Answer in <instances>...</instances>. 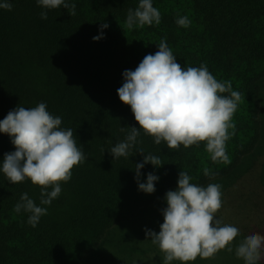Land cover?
I'll list each match as a JSON object with an SVG mask.
<instances>
[{"label": "trees", "instance_id": "1", "mask_svg": "<svg viewBox=\"0 0 264 264\" xmlns=\"http://www.w3.org/2000/svg\"><path fill=\"white\" fill-rule=\"evenodd\" d=\"M9 2L11 10L0 9V119L16 105L44 102L61 117V127L73 129L86 160L60 182L59 196L35 227L27 223L28 213L13 206L25 192L39 204L41 186L27 179L11 184L0 173V264H163V253L145 236V229L159 231L162 215L147 214L175 189L180 170L194 183H219L224 207L238 199L235 188L251 174L253 191L264 195V0H152L160 23L132 30L124 22L138 0H75V15L42 9L35 0ZM41 11H47L46 20ZM184 15L191 21L186 28L175 23ZM101 23L108 27L93 41ZM162 37L182 67L204 64L217 80L230 81L240 100L234 134L226 141L228 163L212 161L204 142L169 149L141 131L136 147L162 163L140 170V182L149 172L159 177L155 191L145 194L137 190L133 171L143 154L134 148L129 158L113 159L108 150L124 139L127 126L138 127L116 95L121 74L157 51ZM13 150L0 134V159ZM245 230L234 238L233 251L221 249L188 264H244L234 251L251 231ZM258 264H264V250Z\"/></svg>", "mask_w": 264, "mask_h": 264}, {"label": "clouds", "instance_id": "2", "mask_svg": "<svg viewBox=\"0 0 264 264\" xmlns=\"http://www.w3.org/2000/svg\"><path fill=\"white\" fill-rule=\"evenodd\" d=\"M35 3L42 9L64 8L68 15L76 14L75 0H35ZM11 7L9 0H0V9ZM40 18L46 20L47 11H41ZM160 21V11L152 0H138L134 9H128L124 23L132 30L158 25ZM175 23L186 28L191 21L184 15L178 16ZM107 27V23H101V31L92 40L102 39V29ZM156 47L157 51L146 54L134 69H125L121 74L123 83L116 95L130 108L138 127L127 126L124 139L108 150L113 159L129 158L134 148L143 154L133 171L137 190L145 194L155 191L159 177L149 172L140 182V170L145 164L155 169L162 163L158 156L145 154L136 147L141 131L151 136L154 144L163 141L169 149L204 142L212 161L228 163L226 141L234 134L232 117L240 100V93L232 89L231 82L217 80L204 64L182 67L165 38ZM61 124V117L50 113L44 102L34 107L16 105L0 119V134H6L14 146L13 151L4 153L0 159V173L11 184L27 179L41 186L39 204L25 192L13 206L16 213L29 214L27 223L32 227L47 213L45 206L59 196L60 182L70 179L72 167L86 160L73 129ZM203 174L208 176L210 170L204 168ZM192 180L186 171H179L175 189L164 194L166 207L161 210L159 231L145 229L146 239L163 253V264L174 260L188 264L197 256L209 258L221 249L231 252L232 242L240 233L234 224L222 223L215 216L222 207L221 185L205 186ZM262 250L264 235L249 231L236 244L234 254L244 264H258Z\"/></svg>", "mask_w": 264, "mask_h": 264}, {"label": "rangeland", "instance_id": "3", "mask_svg": "<svg viewBox=\"0 0 264 264\" xmlns=\"http://www.w3.org/2000/svg\"><path fill=\"white\" fill-rule=\"evenodd\" d=\"M259 161H262V159ZM252 177L253 174L250 175V179H252ZM244 178H246V176H244ZM250 179H245L237 185L235 189L240 192V194L236 192L238 199H236V196L231 197L230 205L228 207L222 206V211L219 209V212L221 213H217L219 215L217 218L220 220L222 218L223 220L231 221L235 226L239 225L240 227L238 226V228L241 231H246L245 228H247L264 235V195H259V193L255 194L256 189L253 191L255 185ZM259 189L260 188H258V190ZM232 190L233 188L230 191ZM262 192L264 193L263 189ZM231 193L229 192L227 195H230ZM242 193L245 195L242 196ZM252 193L255 194V196H253L254 198H247L246 194ZM164 207H166V204L163 200L155 209L150 210L147 215L158 214L161 216V210Z\"/></svg>", "mask_w": 264, "mask_h": 264}]
</instances>
